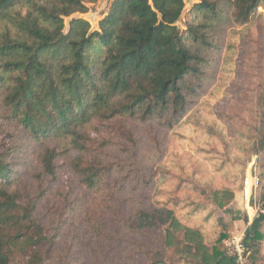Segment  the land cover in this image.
Masks as SVG:
<instances>
[{"label": "trees", "instance_id": "1", "mask_svg": "<svg viewBox=\"0 0 264 264\" xmlns=\"http://www.w3.org/2000/svg\"><path fill=\"white\" fill-rule=\"evenodd\" d=\"M99 1L0 0V119L17 128L0 141V264H58L53 253L60 232L39 216L47 190L40 184L38 190L23 186L18 156H28L41 167L33 175L40 183L56 181L59 161L67 158L77 184L90 195L109 189L112 169L97 154L111 144L105 134L133 148L136 142L122 122L156 121L173 129L212 65L209 48L205 50L210 47L208 33L222 24L253 23L264 3L198 0L181 34L176 23L184 0H115L98 30L91 31L85 20L72 21L66 30L67 18L88 13L89 5ZM258 100L263 127H255L259 141L253 157L264 168V93ZM23 164L28 167L30 162ZM259 175L263 182L258 200L264 205V174ZM198 189L221 209L235 197L230 189ZM60 197L65 209L78 211L68 196ZM227 213L232 222L248 223V215L239 210ZM92 221L89 216L87 222ZM258 221L264 222V215ZM120 223L111 225L109 242L121 234ZM107 224L104 220L90 227L103 236ZM125 224L136 234L159 230L155 245H141L145 264H239L238 256L224 246L232 238L228 228L210 246L199 228L185 225L165 207L141 210ZM262 241L261 232L248 229L243 243L254 264L262 255Z\"/></svg>", "mask_w": 264, "mask_h": 264}, {"label": "rangeland", "instance_id": "2", "mask_svg": "<svg viewBox=\"0 0 264 264\" xmlns=\"http://www.w3.org/2000/svg\"><path fill=\"white\" fill-rule=\"evenodd\" d=\"M114 1L100 0L89 5L88 13L67 18L66 30L74 20L88 21L91 31L98 30ZM197 4L198 0H185L184 13L177 24L181 34L187 28L188 14ZM258 12L260 17L249 25L227 23L208 33L206 39L212 48L205 50L209 48L206 53L213 57L212 65L197 94L188 99L185 117L173 129L163 128L156 121L122 122L123 129L129 130L136 142L133 148L126 140L105 134L111 144L97 154L112 169L106 182L109 189L90 195L77 184L66 165L67 158L59 161L56 181L40 183L33 175L41 167L28 156H18L23 186L38 190L40 184L47 190L39 216L60 232V243L53 253L56 263L145 264L140 257L141 245H155L154 240L161 234L158 229L136 234L124 227L125 222L141 210L153 212L162 207L172 210L185 225L199 228L210 246L226 228L232 237L249 228L264 235V222L258 221L259 217L248 223L232 222L227 213L232 209L244 214L241 186L259 141L255 127H263L258 99L264 93V3ZM11 130L17 132L15 125L0 119V141ZM22 142L20 134L17 143ZM25 161L30 162L28 167L23 164ZM258 173L264 174V168L258 167ZM198 187L208 192L230 189L235 194L233 203L221 209ZM60 193L78 208L75 214L64 208ZM89 216L92 222H87ZM104 220L110 225L106 228L109 231L105 229V235L97 236L90 224ZM120 220L122 232L117 240L109 242L114 234L111 225ZM130 256L135 258L128 260ZM249 256L248 253L241 264H254ZM256 264H264V241Z\"/></svg>", "mask_w": 264, "mask_h": 264}, {"label": "built area", "instance_id": "3", "mask_svg": "<svg viewBox=\"0 0 264 264\" xmlns=\"http://www.w3.org/2000/svg\"><path fill=\"white\" fill-rule=\"evenodd\" d=\"M262 182V178L258 173L257 158L254 157L248 164L240 191L242 211L248 215L251 221L264 215L263 202L259 201L257 197ZM246 233L247 231L241 235L233 236L227 243L229 250L238 256L239 264L244 262L247 255L243 243Z\"/></svg>", "mask_w": 264, "mask_h": 264}, {"label": "water", "instance_id": "4", "mask_svg": "<svg viewBox=\"0 0 264 264\" xmlns=\"http://www.w3.org/2000/svg\"><path fill=\"white\" fill-rule=\"evenodd\" d=\"M184 1H185V0H184ZM183 13H184V11H183ZM183 13H182V15H181V17H180V20H181V18H182V16H183ZM180 20H179V21H180ZM179 21H178V22H179ZM178 22L176 23V26H177V27H178V25H177ZM178 29H179V31H180V28H179V27H178ZM180 32H181V31H180Z\"/></svg>", "mask_w": 264, "mask_h": 264}]
</instances>
